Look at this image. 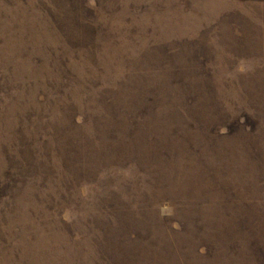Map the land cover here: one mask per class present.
<instances>
[{
    "label": "rangeland",
    "instance_id": "obj_1",
    "mask_svg": "<svg viewBox=\"0 0 264 264\" xmlns=\"http://www.w3.org/2000/svg\"><path fill=\"white\" fill-rule=\"evenodd\" d=\"M0 264H264V0H0Z\"/></svg>",
    "mask_w": 264,
    "mask_h": 264
}]
</instances>
